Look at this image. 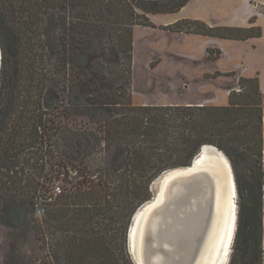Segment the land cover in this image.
Segmentation results:
<instances>
[{
  "label": "trees",
  "instance_id": "1",
  "mask_svg": "<svg viewBox=\"0 0 264 264\" xmlns=\"http://www.w3.org/2000/svg\"><path fill=\"white\" fill-rule=\"evenodd\" d=\"M187 1L0 0V223L27 226L45 251L19 264H133L127 230L151 199V184L189 166L204 146L227 157L238 181V170L246 171L241 194L257 225L264 188L258 76L239 77L227 106L131 105L134 27L153 26L147 14L174 13ZM166 30L236 41L262 36L259 26L193 20ZM208 52L209 60L220 56ZM260 235L258 221L250 235L256 263Z\"/></svg>",
  "mask_w": 264,
  "mask_h": 264
},
{
  "label": "rangeland",
  "instance_id": "2",
  "mask_svg": "<svg viewBox=\"0 0 264 264\" xmlns=\"http://www.w3.org/2000/svg\"><path fill=\"white\" fill-rule=\"evenodd\" d=\"M189 1H194L198 3L199 5H201V3L203 4V1L209 2V4L218 3L221 7L224 8V7H228V5L230 4L236 5L238 4L237 2L242 1V0H188L183 7H185ZM249 2H250L248 3L249 9H251L252 12H255V14L248 19V23H247L248 26L249 27L258 26L259 25L258 23H261V25L264 27V0H249ZM181 9H179L177 12H179ZM177 12L158 13V14H163V15L175 14ZM149 15H152V14H147V18L153 24V26H150V27L139 26L140 28L138 27L135 50L133 46L131 105L134 107H158V108L165 107L167 109H173L175 107L195 106V105L181 104V100H180L181 98L187 97L189 99H193L192 98L193 96L190 93L185 94L184 97L180 95V93L184 91L183 86L188 81L185 79L183 72H180V71H176V72L167 71L166 72L163 70H165L164 69L165 66L166 67L171 66V65L180 66L183 64L189 65L187 62L189 59H185L184 57H181L179 54H176L175 52L171 51L170 48L167 49L166 44H169L170 46L177 45L178 47H180V45H182L181 44L182 40L185 39L184 38L185 35L187 34L199 35V34L186 33V32H172V31L166 30V27H169L170 25L176 22H180L182 20H193V21H200V22H203V21L186 18V19L177 20L176 22L168 24L167 26H163V25L157 26L150 20ZM205 24L209 26V24L207 23ZM210 27H215V26H210ZM221 27H225V26H221ZM149 29H159L161 31L166 32V35H167L166 37H168L169 39L164 40V41L162 40L163 42L156 43V44H159L161 47H163L164 50L167 49L165 53L159 49L160 46H157V45L156 47L153 46L154 48L147 47L148 39L145 38V36L149 35ZM261 30H262V27H261ZM172 34H176L177 38H175V35L171 36ZM177 34H182V35L179 36ZM199 36H203V35H199ZM133 41H134V34H133ZM257 47H259V50L262 51V55L264 56V41L258 42ZM209 49L213 50L214 52L218 50V49L207 48L206 57H205V60H203V62L205 63L208 61L211 63L213 62L212 60L208 59ZM259 50L257 48V51ZM221 56L222 55L220 52V56L218 60L221 58ZM224 56H226V54ZM1 57H2V53L0 51V69L2 65ZM6 58L8 60L7 63L10 65L9 66L10 68L11 63L14 59L12 47L10 48V50L8 48V54ZM161 62H162L161 66H163L162 67L163 69L154 72L153 68H155ZM251 63L252 64L248 72H251L253 67H257L258 69H264V61L262 59V56L259 54H256V56L252 57ZM208 64L209 63L205 65L204 67L205 70H209V68L211 69L210 65L208 66ZM230 72H233V75H222V74H226ZM215 73L221 74L217 76V77H220L218 82H213L214 86L215 87L217 86V88H219L220 90H228V89L230 91H234L235 89L238 90L237 89L238 88V84H237L238 78L245 77L244 75L245 73L243 71L241 72L242 74L239 71H235V70L229 71L226 73H221V72H215ZM214 74L211 75L207 73L204 76L205 78H213L212 76ZM255 76L257 75L253 74L251 78ZM203 85L206 86L205 83ZM197 107H203V106H197ZM204 107H219V106H204ZM166 124H169V130H168L169 138L177 139L178 136L176 133L177 129L175 125L172 124L171 122L170 123L166 122ZM101 153L103 154L99 155V157H104V158L105 156L107 157L106 153L104 152H101ZM245 173L246 171L243 169V167L238 170V177H239V181H238L236 175L233 172L235 189H236L235 191L236 196L234 199L235 205H236V223H235V231L233 235V240L231 242L230 254L228 255V258L226 259L227 261L225 260L224 262L225 264H230V263L233 264L232 261L234 262L236 261V264H243V263L251 264L254 262L256 263V261L252 259L254 258L255 251L253 248L254 243L252 242L253 236H250V235L252 231L258 228V221H259V230L261 232V235H260L261 237H260V242H259L260 258L256 264H264V188L262 190V196H261V205H262L261 214L259 216V219L256 225L255 223L256 218H254V221H252L248 214V208L246 207L247 197L245 198V194L244 195L241 194V192L245 193L246 189L248 188L246 187V182L249 179L245 178ZM162 176H160L158 179H156V181H154L153 185L156 186V188L159 185L161 186V184H158V183L162 180ZM59 183L58 182L55 183V186L56 187L60 186L61 183L60 184ZM238 184L240 185V192H239ZM146 203H149V201ZM143 206L144 205H142L139 209H141ZM138 210L136 211V213L138 212ZM242 227L244 229L243 230L244 235L242 236V238L239 239L238 232H239V228H242ZM129 229H130V225L127 230V237H128ZM180 237L181 235H178L177 236L178 239L176 238L174 239V241L171 239L170 241L171 248L168 251L165 250V253H164V257L166 258L164 259L166 261L165 264H169L172 262H173L172 264H176L175 263L176 261L178 262L177 264H189L186 258L187 256L186 254L189 255L190 246L186 244L187 245V252H186V250L184 249L185 245L183 244L182 239ZM127 240L128 239H126V251H127V255L129 259L131 260V257H130V254L127 248ZM175 244L177 247L175 246ZM173 248L175 249L172 251ZM195 250H197V247L196 249H194V251ZM183 251H185V255L183 254ZM166 252L169 254L167 255ZM176 253L178 255H176ZM44 254H45V251L42 245L37 240V238L30 233L29 228L27 226H23L20 228H10L0 223V264H14V263L19 264L22 260H39L40 258L44 256ZM172 255L176 257H173ZM195 256H196V251H195Z\"/></svg>",
  "mask_w": 264,
  "mask_h": 264
},
{
  "label": "bare ground",
  "instance_id": "3",
  "mask_svg": "<svg viewBox=\"0 0 264 264\" xmlns=\"http://www.w3.org/2000/svg\"><path fill=\"white\" fill-rule=\"evenodd\" d=\"M206 150L214 151L209 147ZM214 159L216 158L213 155H208L201 170L210 172L216 179L214 193L216 204L214 211L217 212L215 215L217 218L214 219V222L209 225L207 230H204L205 223L201 221L200 211L210 205L212 198L206 189V185H208V182L205 181L206 179H203L201 176H195L183 181L170 180L168 183L167 177L180 173V170H177L180 168L165 172L162 174L163 176L160 175L162 176V180L158 183L161 184V186H158L159 199L163 201L166 198L162 208L157 213L155 211L150 214H144L145 209L143 210V208L148 203L143 204L144 206L138 210L133 218V221L137 220V222L135 225H131L130 233L133 239V252L136 264H144L142 256L146 248L142 243V234L146 230H149V227L156 220H160L163 225V234H166L164 246L167 251L171 248V239L174 241L178 235H181L180 238L183 244L190 246V253L189 255L186 254L189 264H225L224 262L230 254L231 242L235 231L236 205L234 199L236 192L235 190L232 192V189L228 187V184H226L227 177L222 175L219 170L220 167L217 166ZM202 160H199V162L202 163ZM149 208L146 211L150 210ZM166 211L168 215L164 216ZM180 216H184L185 219L180 220ZM196 247L195 256L194 249ZM183 254L185 255V251H183ZM176 255L178 254L176 253ZM147 256L149 258V255ZM153 258H158V255H153ZM163 262L166 261L164 260ZM175 263L177 264L178 262L176 261Z\"/></svg>",
  "mask_w": 264,
  "mask_h": 264
},
{
  "label": "crops",
  "instance_id": "4",
  "mask_svg": "<svg viewBox=\"0 0 264 264\" xmlns=\"http://www.w3.org/2000/svg\"><path fill=\"white\" fill-rule=\"evenodd\" d=\"M214 2V1H212ZM196 2L189 1L185 7L175 14H152L149 15L150 20L157 26L174 23L181 19H195L201 20L209 26H225V27H240L248 28V19L255 14L249 9V0H242L237 2L238 4H230L228 7H221L218 3H211L203 1V4L196 5ZM258 23V22H257ZM259 27H262V36L260 38L249 39L247 41H236V40H225L219 38H212L207 36H199L187 34L185 39L182 40L180 47L177 45H167V49L179 54L185 59H189L187 62L189 65H171L165 66V70L168 72H183L184 77L188 80L183 86L184 91L180 93L183 97L185 94L190 93L193 99L187 97L181 98V104L183 105H195V106H227L229 104V93L230 90H220L217 86H214L213 82H218L220 77L217 78H205V74H214L215 72L226 73L229 71H243L245 78H251V76L257 75L259 78V87L262 93V104H263V150H264V69H258L253 67L251 72H248L251 66V59L256 54L264 56L262 51L257 47L258 42L264 41V27L261 23H258ZM138 27L133 30L134 50L136 47ZM260 27V28H261ZM140 28V27H139ZM145 29V28H144ZM153 32V33H152ZM176 37V34L171 36ZM181 36L182 34H177ZM166 32L159 29H149V35L145 36L148 39L147 47L154 48L160 46L157 42H163L169 39L166 37ZM171 38V37H170ZM139 40V39H138ZM163 40V41H162ZM154 46V47H153ZM218 49L221 52V58L211 62H203L206 57V49ZM257 48L259 51H257ZM165 53L163 47L159 48ZM226 54V56H224ZM201 62V63H200ZM210 65L211 69L205 70V65ZM162 62L159 63L155 68L154 72L162 70ZM168 68V69H167ZM172 68V69H171ZM243 69V70H242ZM152 70V69H151ZM206 71V72H205ZM242 74V73H241ZM243 75V76H244ZM206 84L203 85V84ZM189 91V92H188Z\"/></svg>",
  "mask_w": 264,
  "mask_h": 264
},
{
  "label": "water",
  "instance_id": "5",
  "mask_svg": "<svg viewBox=\"0 0 264 264\" xmlns=\"http://www.w3.org/2000/svg\"><path fill=\"white\" fill-rule=\"evenodd\" d=\"M209 147L211 149H213L214 151H208L206 150V148ZM208 155H213L216 159H214L217 163V166L220 167V172L222 173V175H225L227 177L226 180V184H228V187H230L232 189V192H234L235 189V183H234V176H233V171L230 165L229 160L227 159V157L219 150H217L216 148L212 147V146H204V148L202 147L201 150L199 151V153L194 157V159L191 161L190 165L187 167H182L180 169V173L171 176V177H167L168 179V183L170 182V180H178V181H183L186 179H190L193 178L195 176H201L203 179H206L205 181L208 182V185H206V189L208 190L209 194H211L212 198H211V203L208 207H206L205 209H201L200 211V218L201 221H204L205 225H204V230H207V228H209V225H211V223L214 222V219H216L217 217H215L216 213L214 211V207H215V189H216V183H215V177L208 171H204L201 170L204 162L206 161L205 159H207ZM206 157V158H205ZM205 158V159H204ZM204 159V160H202ZM199 160H202L200 163ZM174 169V170H176ZM172 171V170H171ZM167 172V171H166ZM165 173V172H164ZM170 173V172H169ZM163 174V173H162ZM161 174V175H162ZM156 181V180H155ZM177 182V181H176ZM234 183V184H233ZM151 193H152V197H151V201L149 200V203L143 208L144 214H150L156 211V213L158 212L159 209L162 208V206L164 205V202L166 200L163 199V201H161L159 199V195H158V186L156 188V186H151ZM156 194V195H155ZM154 204V205H153ZM151 206V207H150ZM150 207V208H149ZM166 207V206H165ZM150 209L148 211H146L147 209ZM168 212L166 211L164 216H167ZM180 215V214H179ZM178 216V215H177ZM134 218V216H133ZM131 221V225H135L137 220H135V222ZM184 216H180V220H184ZM164 220V219H163ZM182 222V221H181ZM130 225V229L128 232V237H127V248H128V252L130 254L131 260L133 264H136V259L134 256V252H133V239L131 237V226ZM164 230H163V225L161 224L160 220H156L152 226L149 227V230H146L145 232H143L142 234V243L144 245V254L142 256V260L144 261V264H165V262H162L165 257H164V253H165V246H164V240H165V236L166 234H163ZM187 252V245H185L184 248ZM149 255V258L148 256ZM153 255H158V258H153Z\"/></svg>",
  "mask_w": 264,
  "mask_h": 264
}]
</instances>
